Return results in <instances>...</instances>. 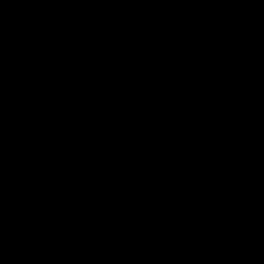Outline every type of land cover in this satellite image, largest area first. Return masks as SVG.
<instances>
[{
    "label": "crops",
    "instance_id": "obj_1",
    "mask_svg": "<svg viewBox=\"0 0 264 264\" xmlns=\"http://www.w3.org/2000/svg\"><path fill=\"white\" fill-rule=\"evenodd\" d=\"M113 1L116 3L117 0H56V2L45 4L42 2L33 4L28 0H3L4 12L2 23H0V115L4 110L6 98L19 89L46 101L51 111L52 123L42 144L40 143L44 147L33 150L32 145L29 147L30 150L19 159L10 164H0V178L3 176L10 181L14 178L11 173L20 170L21 175L32 174L38 172L36 169L39 166L48 175L58 165H62L63 158L59 155L60 145L69 147L68 167H71L76 159V176H80L85 170L83 168L85 164L80 159L92 150L91 141H94L99 130H96L95 121L83 122L78 118L84 119L81 117L85 116L83 111L91 108L89 95L97 90L93 86L94 77L103 78L105 74L87 71L86 76L89 79L78 75L74 65V50L76 49V58H81L82 55L77 52L74 42L78 38L83 43H86V40H97V36L96 40L92 39L94 34L89 28L101 30L103 23H100L105 19L106 9ZM184 3L191 8L188 12L192 15L209 12L215 14L208 17L207 21H198L192 17V25L187 32L186 29L181 30L167 41L170 48L179 46L178 56L174 62L188 67L190 63L200 66L212 58L215 55L213 49L217 45L240 41L249 48L248 38L255 35L256 18L254 23L236 21L222 25L221 13L226 11L233 13L235 9L242 8L244 11L257 13L264 21V6L255 3L254 0H249V4L234 5L232 9L228 5L218 7L214 2H201V0H189ZM22 7L26 8L25 14L18 12V9ZM165 8L168 12L179 11L172 5ZM165 10L157 19L167 15ZM180 11L183 10L180 9ZM41 14L46 19H55L57 23L53 26V32L65 37L64 42L52 52L44 51L42 45H23L19 40L23 30V25L18 19L19 15ZM167 24L163 22L164 28ZM156 27L155 23L154 28ZM71 42L73 44L70 45ZM66 50L70 52V56L66 55ZM66 58H71V64L68 66L65 65L69 63ZM172 62L166 70L169 71L175 67ZM126 64L129 66V62ZM82 66L86 67L85 64ZM178 70L183 71L187 68ZM187 72L189 73L188 70ZM125 77V80H130V73L127 72ZM115 80L110 78L109 84L120 87ZM136 83L138 89H150L145 88V82ZM166 85L164 89H173L176 83L171 80ZM125 88L128 86L120 87V89ZM118 94L119 91L115 89L111 95L113 97ZM155 98L156 95H153L150 100ZM157 100L161 101L160 97ZM109 104L112 108L114 107V103L109 102ZM161 105L164 103L161 102ZM150 106L151 102H148L143 108ZM159 106L152 109L158 116H160ZM165 108L162 109L161 116L165 115ZM102 118L108 121L107 117ZM123 120L126 119L115 121L114 126L121 125V128L129 131L130 129L126 126L132 121L123 122ZM162 120L165 121V118ZM234 125L239 124L233 122L232 126ZM234 130L233 135L229 137L227 132L217 128L214 151L204 150L203 143L193 150V159L196 163L199 164L204 157H208L207 163L213 165L210 168L202 166L195 181L191 183L185 181L181 188L176 178L169 175L167 188L148 198V203L159 214L156 216L166 219L168 230L180 238L182 245L183 242L198 245V239L204 235L208 241L203 247H213L218 243V247L220 245L221 250L227 255L229 250H234L243 241L245 227L251 222L253 216L264 210V145H258V140H263L264 135L252 137L249 130L243 127V134L239 133V127ZM105 131H100V134L108 139L110 135ZM120 137L129 140V138L133 139L134 135L131 132L129 135L127 133ZM49 145L53 147L50 148ZM235 153L240 154L235 161L230 163L222 161L226 156ZM192 193L197 195L193 196ZM232 194L235 195L230 196ZM246 242L248 243L247 256L263 257L264 227L246 233Z\"/></svg>",
    "mask_w": 264,
    "mask_h": 264
},
{
    "label": "clouds",
    "instance_id": "obj_2",
    "mask_svg": "<svg viewBox=\"0 0 264 264\" xmlns=\"http://www.w3.org/2000/svg\"><path fill=\"white\" fill-rule=\"evenodd\" d=\"M28 2L45 4L56 0ZM153 2L170 6L189 0ZM201 2H214L218 7L228 5L231 9L234 5L249 4V0ZM254 2L264 6V0ZM2 3L0 0V23L4 12ZM18 19L23 25L19 35L23 45H42L44 51L52 52L65 40L52 30L57 23L55 19H46L42 14L21 15ZM213 51L215 55L200 66L176 65L193 74L191 80H178L180 85L190 87V94L165 108L164 126L146 130L134 142L115 134L105 139L97 132L92 150L82 157L87 167L79 177L74 168L62 166L68 164L69 147L60 145L62 165L52 171L50 178L41 170V176L33 179L32 189L24 194L27 211L23 216L17 215L15 207L0 204V264H10L22 248L28 247L32 237L41 245L61 240L65 232L88 238L110 233L130 240L142 226L138 217L146 211L145 200L167 188L169 175L183 188L185 181H195L202 166H213L207 163L208 157L196 163L193 150L203 143L204 150L214 151L218 127L223 126L231 137L232 123L236 122L248 129L252 137L264 135V63L258 59V50L235 41L217 45ZM158 67L160 72L168 65ZM106 124L107 121L102 122L100 128ZM37 147L44 146L33 145V150ZM239 156L235 153L222 161L230 163ZM17 193L10 181L0 178V195L12 197ZM261 227H264V210L246 225L243 241L228 251L230 264L238 259L244 261L248 251L246 233ZM216 264L223 261L218 260ZM247 264H264V258L253 255Z\"/></svg>",
    "mask_w": 264,
    "mask_h": 264
},
{
    "label": "rangeland",
    "instance_id": "obj_3",
    "mask_svg": "<svg viewBox=\"0 0 264 264\" xmlns=\"http://www.w3.org/2000/svg\"><path fill=\"white\" fill-rule=\"evenodd\" d=\"M171 5L175 6L176 10L179 11L168 12L165 10L168 4L153 2V0H117L116 3L113 1L111 6L106 9L105 19L100 23H103V26L100 27L101 30L99 31V28H89L91 33L94 34L92 35V39L96 40L97 36V40H86V43H83V41L80 42V38H78V40L74 42V45L77 46V52L82 55L81 58H76V49L74 50V65L78 75L89 79L86 76L87 71H94L95 74H105L103 78L94 77L93 86L97 90L94 94L89 95V101L92 104L91 108L83 111L85 116H81L82 118L84 117V119L78 118L80 121H95L96 130H99L98 132L106 130L105 132L109 135L115 134L120 136L126 135L127 133L129 135V133L132 132L134 138H129V140L125 141L134 142L146 130L159 129L164 126L165 121L162 119L165 118V115L161 116L162 109L175 104L177 101L183 100L190 94V87L187 84L183 86L180 85L178 80H191L193 78L191 72L188 73L187 70L179 71L176 69L178 62L174 63L176 68L172 67L169 71L164 70L157 72L159 71L158 66L161 64L169 65L174 59H177L179 46L170 48L167 41L175 37L178 34L177 32L181 30L186 29L185 31L187 32V29L192 25V17L196 18L198 21H207L208 17L215 16V14H210L211 12H209L206 14L194 13V15H192L188 12L191 8L184 2L173 3ZM180 9L184 12L180 11ZM164 10L167 15L157 19L159 14L161 12L163 13ZM163 22L168 23L166 28H164ZM155 23L157 25L156 28H154ZM183 24L184 26L182 27ZM168 25L170 26L169 28ZM251 33H253V31H251ZM71 44H73V42H71L70 45ZM66 55H71L68 50H66ZM66 59L69 60V63H65V65L68 66L71 64V58ZM127 62H129V66L126 64ZM82 64H85L86 67H83ZM192 65L194 64L190 63V67ZM127 72L130 73V80H125ZM175 73H177L176 78ZM110 78L113 80L116 79L115 82L119 83L121 88L125 85L128 86V88L120 89L117 85L109 84ZM171 80L176 83L175 87L173 89H164L165 86H167L166 84ZM104 82L106 83L104 84ZM136 82H145V88L149 87L150 89H138ZM115 89L119 91V94L112 97L111 94L115 92ZM153 95H156V98L150 100V97ZM158 97H160L161 101L157 100ZM109 102L114 103L113 108L110 106ZM148 102H151V106L143 108ZM161 102L164 103V105H161ZM158 106L160 116L152 110L154 108L156 109ZM104 116L108 118V121L102 118ZM119 119L132 121L126 126L130 129L129 131L121 128V125L114 126L116 124L114 122H117ZM126 120H123V122ZM104 121H107V124L101 129L100 125ZM238 127L240 129L239 133L243 134L240 125L232 126V131L234 132V129ZM218 128L227 132L223 126ZM236 133L238 132L236 131ZM108 139H110V137ZM91 143H93V141H91ZM258 145H264V139L258 140ZM28 150H30L29 147ZM82 157L80 160H82ZM71 167L74 168V170L76 169V159L72 162ZM86 167L87 165H84L83 168L86 169ZM65 168H68V165H66ZM41 170L42 168L39 166V168L36 169V171H38L36 173L21 175L20 170L11 173L14 177L10 180L11 185L14 188L26 183V181L32 182L35 177L41 176ZM51 173L47 175V178L51 177ZM1 178L5 179L3 176H1ZM1 196L2 195H0V197ZM145 208L146 211L144 215L138 217V219L142 221V226L137 229L136 233H141V235L145 237L173 234L168 230L166 219L156 216L158 212L148 203V199L145 200ZM153 216L155 218H153ZM67 233L70 239L75 241L83 237L73 235L70 232ZM109 236L113 237L110 233H101L93 235L92 238L103 239ZM34 239V237L30 238V240ZM198 240V245H189L185 242H183L182 245L181 240L180 244L186 252H197L196 250L200 249L198 252H208L227 256L224 254V251L221 250L220 245L218 247V243L213 247H203L206 246L205 243L208 241L204 235L200 236Z\"/></svg>",
    "mask_w": 264,
    "mask_h": 264
},
{
    "label": "trees",
    "instance_id": "obj_4",
    "mask_svg": "<svg viewBox=\"0 0 264 264\" xmlns=\"http://www.w3.org/2000/svg\"><path fill=\"white\" fill-rule=\"evenodd\" d=\"M18 12L25 14L26 8H19ZM220 16L222 25L236 21L254 23L256 18L255 35L248 38V43L249 48L258 50V59L264 63V21L260 16L242 8L233 13L226 11ZM51 123V111L43 98L19 89L10 94L0 115L3 136L0 139L3 154L0 164H10L26 154L28 147L43 142ZM32 186L30 181L14 187L18 193L12 197L2 195L0 204L15 207L17 215L23 216L27 211L24 194ZM180 243V238L174 234L145 237L135 232L130 240L118 236L103 239L83 236L75 241L65 232L61 240L53 243L41 245L36 239L30 240L28 247L22 248L10 264H216L218 260L230 264L227 256L186 252ZM250 257L245 256L243 262L238 259L234 264H247Z\"/></svg>",
    "mask_w": 264,
    "mask_h": 264
},
{
    "label": "bare ground",
    "instance_id": "obj_5",
    "mask_svg": "<svg viewBox=\"0 0 264 264\" xmlns=\"http://www.w3.org/2000/svg\"><path fill=\"white\" fill-rule=\"evenodd\" d=\"M103 52H105V51H103ZM99 54H101V53H99ZM88 58V57H87Z\"/></svg>",
    "mask_w": 264,
    "mask_h": 264
}]
</instances>
